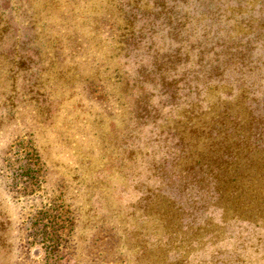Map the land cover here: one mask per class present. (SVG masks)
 <instances>
[{
  "label": "rangeland",
  "instance_id": "374dc122",
  "mask_svg": "<svg viewBox=\"0 0 264 264\" xmlns=\"http://www.w3.org/2000/svg\"><path fill=\"white\" fill-rule=\"evenodd\" d=\"M226 107L264 123V0H0V264H264Z\"/></svg>",
  "mask_w": 264,
  "mask_h": 264
},
{
  "label": "trees",
  "instance_id": "16d2710c",
  "mask_svg": "<svg viewBox=\"0 0 264 264\" xmlns=\"http://www.w3.org/2000/svg\"><path fill=\"white\" fill-rule=\"evenodd\" d=\"M230 110L226 107L211 115L205 134L211 140L213 147L209 150L210 154L201 152L200 156L205 158L208 155L210 158L207 165L211 166V170L222 172L219 177L223 180L224 189L234 187L231 192L238 193L242 197L247 192L253 193L256 197L254 201L243 200L240 204L245 213L257 208L259 212L255 215L264 218V123L261 124L260 119L256 118L255 110H250L251 113L244 111L245 115L238 112L235 116ZM193 113L191 111L190 115ZM197 132L204 131L194 130V133ZM201 163V160L195 162V164ZM250 176L252 179L250 185L243 182L244 178ZM101 240L104 247L108 246L104 249L109 253V250L113 249L112 241L105 235Z\"/></svg>",
  "mask_w": 264,
  "mask_h": 264
}]
</instances>
